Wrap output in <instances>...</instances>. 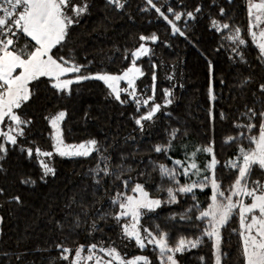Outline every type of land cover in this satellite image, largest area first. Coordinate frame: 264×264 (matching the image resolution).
<instances>
[{"label":"trees","instance_id":"1","mask_svg":"<svg viewBox=\"0 0 264 264\" xmlns=\"http://www.w3.org/2000/svg\"><path fill=\"white\" fill-rule=\"evenodd\" d=\"M89 3V14L81 18L79 25L70 29L67 48L61 49L57 55L70 51L77 63L88 65L86 71L89 73H120L130 63L124 59L126 50L139 46L140 35L155 33L159 40L146 44L152 50L151 55L138 61L145 76L137 80V89L139 92L152 84L151 63L154 62L157 65L156 102L163 103L164 88L173 91L174 102L157 113L154 121H145V130L141 132L133 119L140 115L136 112L135 104H121L109 97L108 89L102 82L83 81L72 85L71 95H58L42 79L33 100L21 110L32 123L25 129V137L20 143L51 150V129L45 117L65 110L67 116L62 127L67 143L75 144L94 138L107 149L105 155H111L113 164L119 163L123 155L126 157L125 167L132 169L128 175L136 182L144 183L150 194L162 200L167 198V194L157 191L162 181L153 171L151 161L169 166L171 162L164 154L153 152L152 147L166 143L173 129H179L177 139L172 142L174 147L169 152L174 158L182 159L185 150L191 153L213 140L218 160L224 162L233 157L237 151L236 145L225 144L224 140L243 131L233 127V124L247 122L240 115L246 111L245 106L257 110L264 106V94L258 91V85L264 83V65L257 61V51L251 44L245 50L248 63L240 62L230 51L228 42L221 39L223 33L210 29V19L241 28L242 35L247 39L246 0H158L157 6L163 5L165 12L168 6L176 11H193L197 6L201 7L202 11L196 14V19L188 20L186 26L183 19L177 22L186 31L187 39L173 36L170 27L155 10L142 11L144 0H127L125 8L119 11L106 7L105 0H89ZM221 8L225 11L224 16L219 14ZM222 44L224 47H221ZM168 75L173 79H166ZM249 76L253 82L242 88L241 81ZM210 88L215 100L210 99ZM148 95H151L150 91ZM121 99H127L126 94L122 93ZM144 111L141 108V112ZM210 111L214 120L210 118ZM221 112L226 119L220 118ZM96 155L93 153L87 158L57 157L53 160L55 176L49 175L45 180H41L42 170L36 158H28L18 148L10 150L0 161V189L3 190L0 195V217L3 218L0 225V264H67L59 259L56 244L64 243L66 247L74 249L77 244L101 240L107 242L109 239L115 242L121 253L128 256L143 253L148 255L152 264H159L158 250L149 247L141 251L135 247L134 241L129 243L123 240L119 227L110 218L99 221L98 227L102 231L94 232L92 236L84 231L87 224L77 229L78 235L70 234L67 226L63 230L57 228V221L65 222L66 212L79 211L76 205L71 210L65 208L73 197L77 201L83 199L89 206V224L95 218V209L112 210L107 201L113 189L107 194L99 191L92 195L94 182L89 169L95 166ZM206 155L198 153L197 162H205ZM222 172L224 183L228 184L227 172L218 168L217 175ZM28 178L35 180V184L21 183L22 179ZM254 178H260L258 173L254 174ZM110 183L106 179L105 187ZM181 183H184V178H181ZM209 195L210 189L196 191L201 206H206ZM17 196L19 203L12 199ZM179 199V204H165L142 220L144 226L154 231L155 226L159 225L161 230L168 232L170 244L181 236L195 238L199 235L194 226L199 222L179 219V214L193 203L190 194ZM173 215L177 217L175 220L170 219ZM234 228H238L236 218L222 229L221 250L228 253L222 259V264H242L239 238L232 231ZM123 244L128 246L125 248ZM211 245L212 242L205 238L199 247L177 254L176 259L179 264H214ZM201 257H204V261Z\"/></svg>","mask_w":264,"mask_h":264},{"label":"snow or ice","instance_id":"2","mask_svg":"<svg viewBox=\"0 0 264 264\" xmlns=\"http://www.w3.org/2000/svg\"><path fill=\"white\" fill-rule=\"evenodd\" d=\"M126 2L127 0H105V5L119 11L125 8ZM144 2L142 11L155 10L159 18L170 27L173 36L179 35L186 39V31L177 22L183 19L186 26L188 20L196 19V14L202 11L200 6L193 11H176L168 6L165 12L162 10L163 5L157 6L158 0ZM89 9V0H0V161L5 159L10 150L18 148L28 158H36L42 170L41 180H45L49 175L56 174L55 168L51 166L54 156L87 158L93 153L97 154L95 166L89 169L94 182L92 195L95 196L99 191L107 194L113 189V194L107 201L112 210L106 212L103 208L95 209V218L89 224V206L83 199L77 201L73 197L65 208L71 210L76 205L79 211L66 212L64 220L67 223L56 222L57 228L61 230L67 226L70 234L78 235L77 229L87 224L84 231L92 236L94 232L102 231L98 222L110 218L119 227L123 240L129 243L134 241L135 247L141 251L149 246L158 250L159 264H179L177 254L199 247L205 238L212 242L214 264H222V259L228 255L221 250L222 229L236 218L238 228L232 231L239 238L242 264H264V106L259 110L245 106L246 111L240 115L247 122H234L233 127L243 131L225 138V144H235L237 148L234 156L227 161L217 159L214 140L191 153L185 150L182 159L170 156L169 152L174 147L172 142L177 139L179 129H173L169 133L166 143L154 145L152 151L164 154L171 162L169 166L151 161L153 171L158 173L162 181L157 186V191L167 194V198L163 200L150 194L144 183L136 182L128 175L132 169L125 167L126 157L123 155L120 156L119 163L113 164L111 155H105L107 149L94 138L75 144L67 143L62 127L67 116L65 110L45 117L51 129V150L20 143L25 137V129L32 123L31 119L24 117L21 110L33 100L42 79L58 95H71L72 85L83 81L102 82L108 89L109 97L121 104H135L136 112L140 115L133 119L141 132L145 130V121H154L157 113L174 102L173 91L169 88L162 89L163 103L156 102L157 65L154 62L151 63L152 84L146 85L142 91L138 92L137 89V80L145 76L138 61L151 55L152 50L146 44L159 40L155 33L140 35L139 46L126 50L124 59L130 63L120 73H89L86 71L88 65L77 63L70 51L57 55L61 49L67 48L70 29L79 25L81 18L89 14ZM246 11L247 39L242 35L241 28L221 23L217 19H210V29L223 33L221 39L228 42L230 51L240 62L248 63L245 50L251 44L257 51V61L264 65V0H246ZM219 14L225 15L223 8ZM166 79L172 80L173 76L168 75ZM121 82L126 83V87H121ZM252 82V77L249 76L241 81L240 86L243 88ZM149 91L151 95H148ZM258 91L264 94V83L258 85ZM122 93L126 94L127 99H121ZM209 95L211 100L216 99L211 88ZM141 108L146 111L141 112ZM209 115L211 119H215L211 111ZM220 118L223 120L227 117L221 112ZM244 141L247 143H243ZM198 153L207 154L202 164L197 162ZM218 168L227 172L228 184L224 183L223 172L217 175ZM257 173L260 178H254ZM181 178H184V183H181ZM106 179L111 181L107 187L104 184ZM21 183L35 184V180L22 179ZM206 189H210L208 202L206 206H201L196 191L204 192ZM2 194L3 190L0 189V195ZM189 194L193 203L179 214V219L199 222L194 223L199 231L195 238L181 236L170 244L169 233L161 230L159 225L155 226L154 231L142 224L148 213L155 212L165 204H179V198ZM12 199L20 202L18 196ZM176 218V215L170 217L172 220ZM2 219L0 217V222ZM122 246L126 248L128 244ZM55 247L60 253L59 259L67 264H152L147 256L129 257L127 253H121L110 239L107 242L101 240L77 244L74 249L66 247L64 243H58ZM201 260L204 261V257Z\"/></svg>","mask_w":264,"mask_h":264},{"label":"rangeland","instance_id":"3","mask_svg":"<svg viewBox=\"0 0 264 264\" xmlns=\"http://www.w3.org/2000/svg\"><path fill=\"white\" fill-rule=\"evenodd\" d=\"M121 87H126V83H124V82H121ZM57 157H59V156H54L53 158H52V160H51V166H53V160L55 159V158H57ZM59 158H61V157H59ZM45 159H47V158H45ZM0 225H1V222H0ZM149 247H152V246H149ZM148 247V248H149ZM120 251V250H119ZM128 251H131V249H128ZM134 255H144V256H147L148 257V255H146V254H143V253H140V254H134ZM134 255H132V256H134ZM129 257H131V256H129ZM149 258V257H148Z\"/></svg>","mask_w":264,"mask_h":264}]
</instances>
